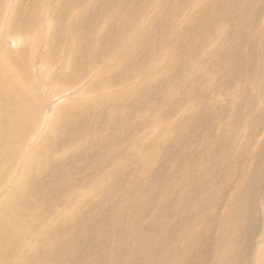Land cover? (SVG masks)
<instances>
[{
  "label": "bare ground",
  "instance_id": "1",
  "mask_svg": "<svg viewBox=\"0 0 264 264\" xmlns=\"http://www.w3.org/2000/svg\"><path fill=\"white\" fill-rule=\"evenodd\" d=\"M29 4L0 0V264H264V0Z\"/></svg>",
  "mask_w": 264,
  "mask_h": 264
},
{
  "label": "rangeland",
  "instance_id": "2",
  "mask_svg": "<svg viewBox=\"0 0 264 264\" xmlns=\"http://www.w3.org/2000/svg\"><path fill=\"white\" fill-rule=\"evenodd\" d=\"M21 2V1H20ZM23 2H27V5L29 4V3H31L32 2V0H23ZM77 2V1H76ZM81 2V1H80ZM53 3H55V2H53ZM29 5H31V4H29ZM48 10V12H49V10H50V8H48L47 9ZM52 8H51V11H50V13H51V17H52ZM26 12H27V15H30L31 14V9H26ZM76 15V13L75 12H70V11H67L66 13H64L63 15H62V18H65V16H66V18H73L74 16ZM31 34H33V33H31ZM135 69H137V67L135 68ZM134 71V70H133ZM174 72H175V74H174ZM180 72H181V74H180ZM184 73L185 72H183L182 71V68H179L178 70H177V72L176 71H173V73H171L172 74V77L173 78H171V84L172 83H174V84H176L179 80H181L183 77H184ZM177 77V78H176ZM176 79V80H175ZM174 80V81H173ZM89 82V81H88ZM87 82V83H88ZM253 83H250L249 84V86H251ZM95 97V96H94ZM163 103V101H159L158 103H157V106L158 105H163L162 104ZM156 111H158V109H156ZM244 141V140H243ZM242 142H240V144H241Z\"/></svg>",
  "mask_w": 264,
  "mask_h": 264
}]
</instances>
